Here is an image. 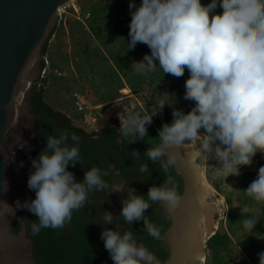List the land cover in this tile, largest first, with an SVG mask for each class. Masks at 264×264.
Returning a JSON list of instances; mask_svg holds the SVG:
<instances>
[{
    "label": "clouds",
    "instance_id": "clouds-1",
    "mask_svg": "<svg viewBox=\"0 0 264 264\" xmlns=\"http://www.w3.org/2000/svg\"><path fill=\"white\" fill-rule=\"evenodd\" d=\"M218 7L223 11L216 12ZM129 8L132 19L127 50L137 43L151 50L142 60L134 61L132 68L147 74L159 66L164 74L176 77L183 76L186 69L189 72L184 99L195 102L191 111L175 108L176 97L171 93L147 110L130 113L123 126L119 123L129 144L144 140L153 117L166 104L173 106L172 122L159 129L160 143L143 154L160 163L166 180L152 185L145 196L122 181L109 183L105 179L108 172L93 165L80 181L69 170L70 165L83 162L80 138L63 129L58 135L46 136L45 148L32 159L34 171L30 172L28 187L35 191V198L17 200L15 207L4 202L0 214L5 207L13 215L17 208H27L38 218L31 225L33 235H37L43 228H63L74 211L86 205L90 193L127 192L119 215L106 209L103 213L100 224L115 225L101 232L104 246L113 264H160L156 254L137 240L132 228L123 225L142 220L148 235L161 237L146 211L153 203H163L171 211L179 202L172 178L167 175L175 159L169 149L190 145L189 163L197 171L200 165L194 163L196 160H210L217 162L216 168L227 177L239 176L241 166H250L257 152L264 153V0H210L207 4L202 0H142L139 6L136 0H130ZM131 155L141 157L138 150ZM146 171L147 162L139 169L141 174ZM243 191L255 201L264 202V166ZM258 221L252 214L243 219V225L253 231ZM258 257L259 264H264V251Z\"/></svg>",
    "mask_w": 264,
    "mask_h": 264
},
{
    "label": "rangeland",
    "instance_id": "rangeland-1",
    "mask_svg": "<svg viewBox=\"0 0 264 264\" xmlns=\"http://www.w3.org/2000/svg\"><path fill=\"white\" fill-rule=\"evenodd\" d=\"M141 2L136 0L137 6ZM129 4L130 0H72L63 7L57 30L50 41V51L46 56L52 64L44 98L52 108L65 113L75 125L87 132L99 129L110 117L116 118L123 126L137 107L147 110L159 99L171 96L173 91L161 93V86L182 80L173 75L167 78L159 66L147 74H140L132 68L134 61L142 60L151 50L144 43H137L134 49L127 50L132 19ZM221 10L218 7L216 12ZM98 24L102 25L100 34L95 32ZM109 34L112 35L108 40ZM63 52L67 56L63 60L58 59L57 56ZM52 54L57 61L56 66L53 65ZM74 91L87 93L93 102L102 105L96 126L85 124L75 110L71 97ZM123 104L126 107L119 111ZM167 107H170L172 115L173 106ZM174 107L187 113L194 106L179 98ZM166 116L165 109L157 115L154 125L158 131ZM259 154L264 153L257 152L250 166H241L239 176L227 177L216 168L218 163L215 161L194 162L200 165L209 187L208 195L199 197L200 202L217 207L212 214V222L217 227L211 237L220 233L229 239L228 247L218 256L208 247L211 237L207 239L205 264H218L215 257H221L223 264H259L258 253L264 251V202L255 201L243 191L257 177ZM232 214L239 215L241 221L233 222ZM252 214L259 220L253 231L244 227L241 218Z\"/></svg>",
    "mask_w": 264,
    "mask_h": 264
},
{
    "label": "water",
    "instance_id": "water-1",
    "mask_svg": "<svg viewBox=\"0 0 264 264\" xmlns=\"http://www.w3.org/2000/svg\"><path fill=\"white\" fill-rule=\"evenodd\" d=\"M70 1L0 0V206L7 202L15 207L17 200L24 202L35 194L28 187L30 172L34 171L32 159L37 124L30 101L31 90L40 77L41 62L45 57L43 46L58 25L59 8ZM114 126L118 132V148L123 155L122 127L117 123ZM109 127L94 131L82 140L80 149L100 139ZM191 151L190 145L186 149H169L175 158L174 168L183 176L185 189L179 195L177 206L170 211L173 224L167 236L174 252L168 264H203L198 194H204L205 187L199 171L189 163ZM77 163L82 173L79 180L83 181L87 166L84 161ZM106 196V202L111 206H115L118 197L121 198L119 194L118 197ZM25 210L27 208H17L13 215L5 207L4 213L0 214V264H35L33 238L27 234L26 222L14 231L13 222L18 213ZM106 258H110V254L78 264H95Z\"/></svg>",
    "mask_w": 264,
    "mask_h": 264
},
{
    "label": "trees",
    "instance_id": "trees-1",
    "mask_svg": "<svg viewBox=\"0 0 264 264\" xmlns=\"http://www.w3.org/2000/svg\"><path fill=\"white\" fill-rule=\"evenodd\" d=\"M203 3L207 4L210 0H202ZM223 9L219 12H222ZM57 30L56 28L51 33L50 37L47 39L43 46V55L46 56L50 51V40L53 37L54 33ZM97 34L102 32V25L97 26L95 30ZM108 35V40L110 38ZM67 56L66 53L59 54L58 59L63 60ZM53 59V65L56 66V60L53 58V54L51 55ZM45 64V60L43 59L41 62V70L43 69ZM52 64V63H51ZM187 71V72H186ZM183 76H180L182 80H179L178 83H168L165 86L160 87V92L165 93V91H173L176 99H184L185 93V82L189 78V72L186 69ZM167 78L171 76V74H165ZM49 77H45L44 79H39L35 82L31 90V105L32 112L36 115L37 124H36V145L34 147L33 158L38 157L40 152L45 148L47 137L51 134H59V132L63 129H68L70 132H74L79 136L80 142L86 138H88L92 133L87 132L82 127L72 124L71 119L61 111H55L54 108L45 100L44 92H45V83ZM167 78L165 80H167ZM164 79V78H163ZM40 84V85H39ZM113 93H110V95ZM188 104L194 106L195 102L192 100H187ZM165 112L167 113L165 123H171L173 120V115H170L169 110L170 107L165 106ZM145 110L142 107H137L134 111ZM133 111V112H134ZM49 112H57L61 119L64 120V124H60L58 120L50 116ZM157 121V115L153 117V122L148 128V137H145L144 140H138L137 150L143 155L147 148L150 146H156L160 143V139L158 137L159 131L155 127L154 122ZM118 134L115 129L108 136H103L100 139L89 142L84 145L80 149V155L82 160L87 166V169L93 165H98L103 170L108 172V176L105 179L111 183L116 180V176L113 174V169L109 165V157L108 154L104 153L103 149L106 150L110 148L111 151H115L118 158L119 166L121 167L124 176L129 179L127 172V161L121 159L120 152L118 150L117 145ZM124 140H126L123 137ZM106 145V146H105ZM115 155V154H114ZM131 154L128 155V160L130 159ZM166 159V158H165ZM136 165L140 168L146 162L148 163V171L143 173V179H150V182L154 185H160L166 180V174L164 169L161 168L159 162H153L143 155V161L139 158L135 160ZM258 170L261 166H264V154H259L257 156ZM69 170L73 171L77 177L80 179L82 176L80 167L78 163L75 166L70 165ZM167 175L172 178V182L176 188L178 195L182 194L184 191V179L183 176L177 173L174 168V165H170L167 171ZM131 185V182L127 183L125 186ZM149 186V185H148ZM144 185L143 182V192H141V184L138 183V188L136 192L138 194H143L147 196L148 188L151 186ZM134 187V186H133ZM148 189V190H146ZM146 190V191H144ZM108 190L103 192H94L90 193L88 202L86 205L76 211H74L72 219L68 222L63 228L53 229V228H43L39 234L33 235L31 225L37 220V216L30 212L28 209L18 213L16 220L13 222L14 231L17 232L23 221L26 222L27 234L33 238V253L35 258V264H78L85 260L97 259L106 255H109L108 250H106L104 246V241L101 239V232L104 227H108V225L100 224L102 223V216L106 210H109L105 204V196ZM127 196V192H126ZM35 198V194L32 199ZM104 200V203L102 201ZM156 203H153L152 206L146 211L149 212L148 218L151 220L155 218L157 221L154 223L162 232H164L170 226V218L165 214H156ZM120 213L116 214L119 215ZM156 214V215H155ZM244 219L245 217H241ZM121 219L122 218H118ZM231 220L233 222L241 221L239 215L232 214ZM99 222V223H97ZM123 221H121L122 223ZM126 228H132L135 236L141 237L143 235L144 223L143 221H134L132 225L127 226ZM208 247L212 249L213 253L218 256L219 252L228 247L229 239L226 234L216 233L213 237H211L208 242ZM164 259L166 258L165 254L162 256ZM218 264L222 263V258L215 257ZM95 264H113V261L110 258H106L103 261H100Z\"/></svg>",
    "mask_w": 264,
    "mask_h": 264
},
{
    "label": "flooded vegetation",
    "instance_id": "flooded-vegetation-1",
    "mask_svg": "<svg viewBox=\"0 0 264 264\" xmlns=\"http://www.w3.org/2000/svg\"><path fill=\"white\" fill-rule=\"evenodd\" d=\"M49 114H50V116H52L53 118L58 120L60 122V124L65 123L64 120L61 119L60 115L57 112H53V113L49 112ZM114 123L119 124L118 120L114 117H110L108 120H106V122L103 123V125L99 128V130H104L108 126H110L108 128L107 132L103 136L110 135V133L113 131V129H115L116 133L118 134L117 129L114 126ZM72 124H74V123L72 122ZM98 131L96 130L95 132H98ZM117 145H118V143H117ZM137 146H138V143L134 142V143L129 144L128 139H126V140L123 139V155L124 156L121 153H120V155H121V159H124L125 161H127L126 164L128 166L127 172H128L129 179H127L124 176L123 171H122L121 167L119 166L118 161L120 159L118 158L116 152L111 151L110 148H107L106 150L103 149V151H104V153L108 154L109 161H110L109 165L113 169V174L117 177L116 180H114V181H122L124 183V185L131 182V185H132L131 187L134 186L133 188H138V183H140L142 186L141 192H143V182H144V185H146V186H148V185L152 186L153 184L150 182V179H143V174H141L139 172L140 168L136 165V162H135V160L137 158H134V157H132V155H130V157H129L130 159L128 160V155L131 154V152L133 150H137V148H136ZM118 150H119V148H118ZM139 159H141L143 161V155H141V157ZM148 189H146V190H148ZM184 189H185V184H184ZM146 190H144V191H146ZM118 194L121 195L120 199L118 197ZM111 195L114 197H116V196L118 197L117 203L115 204V206H111L110 204H108L106 202V199H105V204H106L107 208L109 209V211H111L114 215H116V214L120 213L122 210V201H123V199L126 198V192H120V193L114 192V193H111ZM105 198H107V197L105 196ZM156 208H157L156 212H155L156 214H165L166 216H168L170 218L169 228H167L164 232L161 233V237L159 239H156V238H153L152 236L148 235V233L146 232L145 227H144L143 235L141 237H138V238L136 237V238L138 241L143 242L151 251H153L156 254V256L160 260V264H168V261L170 258L173 257L172 255L174 252L173 248L171 246V242L167 236V232L173 224V218L171 216L170 211L167 210V205L160 203V204L156 205ZM148 214H149V212H146V215H148ZM150 222L156 223L157 221L155 220V218H152L150 220ZM127 226H130V225H127ZM108 227L114 228L115 225H113V224L108 225ZM123 227L126 228V224L123 225ZM164 254L166 256L165 259L162 257Z\"/></svg>",
    "mask_w": 264,
    "mask_h": 264
},
{
    "label": "built area",
    "instance_id": "built-area-1",
    "mask_svg": "<svg viewBox=\"0 0 264 264\" xmlns=\"http://www.w3.org/2000/svg\"><path fill=\"white\" fill-rule=\"evenodd\" d=\"M59 15H61V12H59ZM44 60H45V64H44L43 69L40 72L41 79L48 77L51 72L50 71L51 62L49 61L47 56L44 57ZM71 97H72V103L74 105V108L78 112V114L81 116V119L83 120V122L92 127L96 126V124L98 123L101 117L102 105L93 102L89 94L81 92V91H74Z\"/></svg>",
    "mask_w": 264,
    "mask_h": 264
},
{
    "label": "bare ground",
    "instance_id": "bare-ground-1",
    "mask_svg": "<svg viewBox=\"0 0 264 264\" xmlns=\"http://www.w3.org/2000/svg\"><path fill=\"white\" fill-rule=\"evenodd\" d=\"M67 5V4H66ZM65 5V6H66ZM64 6H61L59 8V12L62 11ZM125 106V104H123V106H120L121 109L119 111H122V108ZM126 107V106H125ZM197 146L199 147V142H197ZM196 164V163H195ZM204 173L201 170V168L199 169V176H200V180L203 184V186L205 187V193L202 194H198V200L199 197L202 195V197H206L208 195V185L205 181L204 178ZM200 203V207H201V214H200V221H199V229H200V237H201V242L203 245V264H205V260H206V253H205V242L207 241V239L214 233L215 228L217 226L214 225V223L212 222V214H214L213 212L217 209L216 206H213L212 204H208V203ZM215 203V202H214Z\"/></svg>",
    "mask_w": 264,
    "mask_h": 264
}]
</instances>
